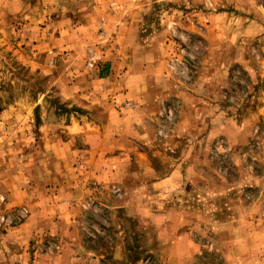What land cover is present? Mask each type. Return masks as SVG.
<instances>
[{
	"label": "rangeland",
	"instance_id": "374dc122",
	"mask_svg": "<svg viewBox=\"0 0 264 264\" xmlns=\"http://www.w3.org/2000/svg\"><path fill=\"white\" fill-rule=\"evenodd\" d=\"M199 1L144 0L145 32L164 31L172 41L167 69L178 81L188 84L199 67L212 77L225 128L215 134L209 125L214 137L201 146L202 165L179 188L145 191L136 200L130 188L145 174L117 157L125 131L106 127L107 90L116 80H100L114 70L102 57L119 48L96 41L90 5L77 12L71 0H0V238L57 200L72 211L69 222L49 208L41 228L60 222L65 229L25 244L48 264H264V0ZM126 65L139 69L114 62L117 70ZM181 104L158 100L146 119L153 124L151 151L167 147L155 138L170 134V116ZM76 118L83 131L73 135L67 126ZM103 129L115 140L105 146L116 158L108 163L121 166L127 191L115 169L106 188L93 177L91 145L97 149L95 130ZM75 185L80 191L72 195ZM171 228L191 239L186 258L171 254Z\"/></svg>",
	"mask_w": 264,
	"mask_h": 264
},
{
	"label": "crops",
	"instance_id": "0c3cea01",
	"mask_svg": "<svg viewBox=\"0 0 264 264\" xmlns=\"http://www.w3.org/2000/svg\"><path fill=\"white\" fill-rule=\"evenodd\" d=\"M143 1L71 0L72 11H83L88 8L86 7L87 3L92 8L94 18L91 17L90 19L95 25L92 26L96 41L104 43L106 46L114 45L119 48L117 52L102 57V59L107 57L112 61V69L114 70L105 76L103 75L100 80L104 78L116 80L115 84L108 87L107 90L111 95V101L107 110L106 127L119 125L125 131L120 136L122 147L118 148L120 151L117 153V157L121 161L127 160L129 166L131 163L135 164L137 168L143 170V175L145 174V178L137 180L136 184L130 188L136 200L141 197L144 198L145 191L161 192L179 188L187 174L197 172L195 166L202 165L196 160L202 158L200 149L204 141L212 139L214 136L209 137L213 133L216 134L221 131L222 127L225 128L224 119L217 113L219 106L217 99H213L216 89L210 86L212 77L210 78L209 75L203 73L204 68L199 67V70L195 71L197 77L194 79L195 75L191 76L190 82L186 85L182 81H178V77L168 72L167 61L171 58L169 59L167 50H169L172 41L166 40V35L162 34L164 31L145 32L146 21L144 16L148 10L145 11ZM179 1L191 2V0ZM223 13V11H219L212 19H220ZM191 15L192 13H188L186 17L189 16V20H191ZM95 17H99L98 19L101 20H96ZM167 19L169 20L165 22V26L169 28V31H175L171 26L173 23L170 22V18ZM179 20L177 24L180 22L181 25L182 19ZM100 29L102 30L101 33ZM162 30H165V27ZM108 59L107 61H109ZM114 62L119 69L123 66L121 64H133V69H139L132 70V67L126 65L122 70H117L114 68ZM261 62H264V59ZM104 66L107 67V64ZM116 85H119V89L116 88ZM166 97H175L181 100V112L177 117L175 116L176 113L170 116V120L173 121L170 134H165L162 139L155 138L156 142L167 146L165 150L160 147L159 150L151 151V146H147V143L151 142L153 124L146 119H152V114L154 115L158 110V100L166 99ZM126 100L133 101L134 108L132 110L122 109L121 105ZM83 121V119L78 120L77 118L71 121L67 126L69 133L75 135L82 132L81 123ZM209 125L212 126L213 133L207 136ZM147 126H152V129ZM135 127L137 132L135 134L129 133L131 128L134 129ZM95 131L96 134H99L96 135L95 140V142L99 141V146L96 149V146L91 145L90 157L93 158L94 164L93 177L96 181L103 182L106 188V185L111 181L112 170L115 169L113 175L125 186H121L122 190H129L126 187L128 180L126 182L121 180L122 174L119 172L121 166L117 164L112 168L108 163V160L111 163L112 161L116 162V158L109 155L106 149L115 140L113 139L114 142L111 141L106 129H103L102 132ZM132 144L136 145L134 150ZM162 159H166V161L164 162ZM73 187L75 189L71 191L72 195L80 191V188H77L78 185ZM134 205H138L137 201H134ZM49 208L59 209V211L56 210V214L61 217V223L69 222L72 211L69 214L64 203H59L56 200L51 203L40 204V211L32 210L33 212L31 211L30 216L23 224L8 230L5 236L0 238V264H48L43 255L37 251H30L25 244L28 243L32 235H42L48 231L51 233L60 232L65 229L62 230L60 222L57 223L58 226L55 230L47 226L41 228V222L47 223ZM175 231V228L170 229L171 236L174 238L171 254L186 258L192 251L191 239L184 233L174 235Z\"/></svg>",
	"mask_w": 264,
	"mask_h": 264
}]
</instances>
